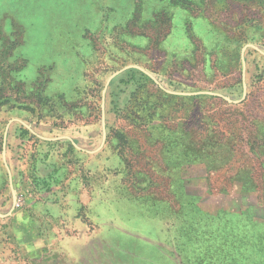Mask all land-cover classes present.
Wrapping results in <instances>:
<instances>
[{
  "label": "rangeland",
  "instance_id": "obj_1",
  "mask_svg": "<svg viewBox=\"0 0 264 264\" xmlns=\"http://www.w3.org/2000/svg\"><path fill=\"white\" fill-rule=\"evenodd\" d=\"M247 44L264 0H0V264H264Z\"/></svg>",
  "mask_w": 264,
  "mask_h": 264
},
{
  "label": "water",
  "instance_id": "obj_2",
  "mask_svg": "<svg viewBox=\"0 0 264 264\" xmlns=\"http://www.w3.org/2000/svg\"><path fill=\"white\" fill-rule=\"evenodd\" d=\"M247 48H252L254 49L255 51H257L258 53L264 55V53L262 51H260L258 48H256L254 45H251V44H247L245 45L242 49H241V59H242V63H243V71L245 69V64H244V51L247 49ZM131 68H136V69H139L140 71L146 73L144 70H142L141 68L139 67H136V66H130ZM130 67H126L122 70H119L117 72H115L113 75H111V77L109 78V80L107 81L106 83V86L108 85L109 81L116 75H118L119 73H121L123 70L127 69V68H130ZM162 90H164L165 92L167 93H171L167 90H165L151 75H149L148 73H146ZM242 86H243V98L245 97V94H246V91H245V88H246V84L244 82V80L242 81ZM106 90V87L104 88L103 90V96H102V105H101V109H102V143L100 146H102L104 144V141H105V138H106V133H105V124H104V92ZM182 95H209V96H216V97H220V98H223L225 101H227L228 103H232V104H236V103H239L240 101H232L230 100L229 98L227 97H224V96H221L219 94H215V93H212V92H197V93H192V94H182ZM8 173H9V170H8ZM9 180H10V187H11V177H10V174H9ZM11 191H12V197H13V203L15 202V194H14V190L11 188ZM0 217H4V215H0Z\"/></svg>",
  "mask_w": 264,
  "mask_h": 264
},
{
  "label": "trees",
  "instance_id": "obj_3",
  "mask_svg": "<svg viewBox=\"0 0 264 264\" xmlns=\"http://www.w3.org/2000/svg\"><path fill=\"white\" fill-rule=\"evenodd\" d=\"M184 11H185V14H186L187 11H186V10H184ZM185 16H186V15H185ZM187 17H188V16H187ZM196 18H197V17H196ZM188 19H190V18L188 17ZM185 21H186V20H185V18H184V23H185ZM190 22H191V21H190ZM169 35H170V34H168V36H169ZM168 36H167V38H168ZM185 37H186V36H185ZM167 38H166V39H167ZM166 39H165V41H166ZM186 42H187V45H188V43H190L188 40H187ZM187 45H186V47H187ZM186 47H185V48H186ZM171 49H173V48H171V47H170L169 49L167 48V52H168V53H171V54L173 53L172 55H176L177 57H179L180 54H178V53H179L178 49H175V50H171ZM1 99H2V98H0V100H1ZM2 105H4V103H0V106H2ZM246 220H250V219L248 218V219H246Z\"/></svg>",
  "mask_w": 264,
  "mask_h": 264
},
{
  "label": "crops",
  "instance_id": "obj_4",
  "mask_svg": "<svg viewBox=\"0 0 264 264\" xmlns=\"http://www.w3.org/2000/svg\"><path fill=\"white\" fill-rule=\"evenodd\" d=\"M171 50H175V48H173V49H171ZM69 257H70V254H69ZM69 257H68V258H69Z\"/></svg>",
  "mask_w": 264,
  "mask_h": 264
}]
</instances>
